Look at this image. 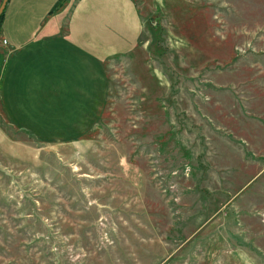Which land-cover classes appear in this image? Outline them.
Returning a JSON list of instances; mask_svg holds the SVG:
<instances>
[{"label":"rangeland","instance_id":"1","mask_svg":"<svg viewBox=\"0 0 264 264\" xmlns=\"http://www.w3.org/2000/svg\"><path fill=\"white\" fill-rule=\"evenodd\" d=\"M137 3L135 45L78 66V139L0 93V264H264V0Z\"/></svg>","mask_w":264,"mask_h":264},{"label":"crops","instance_id":"2","mask_svg":"<svg viewBox=\"0 0 264 264\" xmlns=\"http://www.w3.org/2000/svg\"><path fill=\"white\" fill-rule=\"evenodd\" d=\"M57 2L8 0L0 29L3 111L44 143L73 141L89 129L104 89H79L78 66L103 67L134 46L141 29L137 0H75L69 9Z\"/></svg>","mask_w":264,"mask_h":264},{"label":"trees","instance_id":"3","mask_svg":"<svg viewBox=\"0 0 264 264\" xmlns=\"http://www.w3.org/2000/svg\"><path fill=\"white\" fill-rule=\"evenodd\" d=\"M63 1H64V0H58V2H57V3H58L57 6L60 5ZM57 6H56V7H57ZM51 12H52V10L49 11V13H51ZM3 16H4V11L0 14V29H1V23H2V20H3Z\"/></svg>","mask_w":264,"mask_h":264},{"label":"water","instance_id":"4","mask_svg":"<svg viewBox=\"0 0 264 264\" xmlns=\"http://www.w3.org/2000/svg\"><path fill=\"white\" fill-rule=\"evenodd\" d=\"M7 2H8V0H2V2L0 4V14L4 11V8H5Z\"/></svg>","mask_w":264,"mask_h":264},{"label":"built area","instance_id":"5","mask_svg":"<svg viewBox=\"0 0 264 264\" xmlns=\"http://www.w3.org/2000/svg\"><path fill=\"white\" fill-rule=\"evenodd\" d=\"M3 42L6 43V40L3 39Z\"/></svg>","mask_w":264,"mask_h":264}]
</instances>
